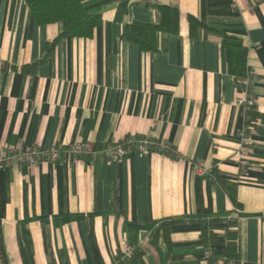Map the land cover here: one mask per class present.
<instances>
[{
  "label": "crops",
  "instance_id": "crops-1",
  "mask_svg": "<svg viewBox=\"0 0 264 264\" xmlns=\"http://www.w3.org/2000/svg\"><path fill=\"white\" fill-rule=\"evenodd\" d=\"M180 8L179 31H160L143 51L122 33L132 20L158 23V4ZM102 22L92 37L62 39L59 22L38 23L25 0H0V150L17 145L99 146L134 134L174 150L120 158L62 157L0 169V264H111L124 245L139 264H264V0H83ZM248 48L258 118L250 164L240 167L244 125L236 77L221 37ZM202 161L207 171L195 168ZM211 227L212 257L202 224ZM171 218L182 219L164 229ZM188 218V219H187ZM158 232L157 241L152 242ZM239 257L226 260L227 244Z\"/></svg>",
  "mask_w": 264,
  "mask_h": 264
},
{
  "label": "trees",
  "instance_id": "trees-1",
  "mask_svg": "<svg viewBox=\"0 0 264 264\" xmlns=\"http://www.w3.org/2000/svg\"><path fill=\"white\" fill-rule=\"evenodd\" d=\"M28 4L34 19L40 24L59 22L61 24L60 33L48 43L47 54L44 58L33 63L32 69L36 70L38 66L45 62L54 51L56 45L66 37H92L94 30L102 22V16L98 13H92L85 10L83 0H25ZM161 19L158 23L142 22L132 20L128 22L122 33V37L137 44L143 51H152L156 47L157 33L160 31L178 32L180 8L174 4H158ZM190 33L195 34L200 28L218 34L224 47L227 50L231 69L236 77V85L240 94L245 86V78L251 70L248 65V48L240 40L226 31L207 25L193 14L189 16ZM239 96V95H238ZM256 105L251 108V123L255 124L258 118ZM188 219V218H187ZM186 218H171L163 224L164 229L168 226L184 222ZM202 224V237L206 243L225 242L233 234L226 231L224 236L215 237L211 227L214 223L226 220L227 225L235 223V220H228L223 217L194 218ZM157 233L154 234L152 242L157 241ZM144 251L139 248H133L130 255L124 256V252L119 253L113 260L114 264H139L143 258ZM239 246L237 244H227L226 260L235 261L239 257Z\"/></svg>",
  "mask_w": 264,
  "mask_h": 264
},
{
  "label": "built area",
  "instance_id": "built-area-1",
  "mask_svg": "<svg viewBox=\"0 0 264 264\" xmlns=\"http://www.w3.org/2000/svg\"><path fill=\"white\" fill-rule=\"evenodd\" d=\"M152 4H156L157 0H151ZM258 75L252 69L245 78V86L237 97V105L242 110L244 117V125L238 131L240 167L245 171L250 164L249 140L252 134L254 124L251 123L250 110L257 104L256 95L253 92V85L257 82ZM137 149L148 155L154 150L161 152H170L174 150L172 143L168 139H156L150 135L139 136L130 134L122 137L120 140L99 146L92 141H79L67 146L59 144L50 147H42L39 145H17L5 147L0 150V169L7 168L15 162L34 165L41 161L55 162L64 157H87L91 161H97L103 157L110 159L120 158L125 152ZM195 168L206 172L207 169L202 161H197ZM229 215L226 219H231ZM133 247L124 245V256L132 253ZM213 248L211 243L205 246V256L212 257ZM111 264H114L113 262Z\"/></svg>",
  "mask_w": 264,
  "mask_h": 264
}]
</instances>
